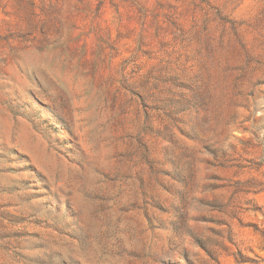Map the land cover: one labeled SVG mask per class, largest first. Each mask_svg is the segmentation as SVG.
<instances>
[{
    "label": "rangeland",
    "instance_id": "obj_1",
    "mask_svg": "<svg viewBox=\"0 0 264 264\" xmlns=\"http://www.w3.org/2000/svg\"><path fill=\"white\" fill-rule=\"evenodd\" d=\"M0 264H264V0H0Z\"/></svg>",
    "mask_w": 264,
    "mask_h": 264
}]
</instances>
